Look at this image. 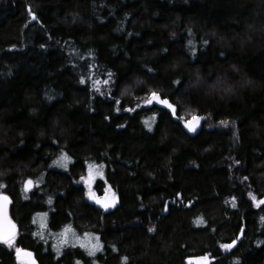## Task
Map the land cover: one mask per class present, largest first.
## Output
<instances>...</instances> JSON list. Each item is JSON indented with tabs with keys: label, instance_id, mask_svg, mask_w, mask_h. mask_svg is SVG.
<instances>
[{
	"label": "trees",
	"instance_id": "16d2710c",
	"mask_svg": "<svg viewBox=\"0 0 264 264\" xmlns=\"http://www.w3.org/2000/svg\"><path fill=\"white\" fill-rule=\"evenodd\" d=\"M0 193V264H264V0H0Z\"/></svg>",
	"mask_w": 264,
	"mask_h": 264
},
{
	"label": "snow or ice",
	"instance_id": "6c2138e0",
	"mask_svg": "<svg viewBox=\"0 0 264 264\" xmlns=\"http://www.w3.org/2000/svg\"><path fill=\"white\" fill-rule=\"evenodd\" d=\"M33 19H35V14L33 13ZM208 41L205 40L203 41V44L204 45H208ZM188 44L189 45H192V41L189 40L188 41ZM192 51L193 53H195V48H192ZM112 74L109 73V77L111 78ZM109 81L108 80H105L104 83L107 84ZM81 83H84V79L83 77L81 78ZM173 84L175 85H181L182 81L180 79H177L175 81L172 82ZM222 84V82L218 81L217 84H214V85H211L210 86V89L211 90H215L218 86H220ZM202 86V78L199 77L198 75V78L196 79V81H194L190 87L192 88H200ZM226 92H230L232 91V88L229 86L227 88L224 89ZM117 104L120 103L119 100L115 101ZM153 102L163 106L164 109H167V110H170V115L171 117H174L177 121H182L183 122V126L189 131V132H196L197 131V128L200 127V124H201V121L203 119H205V117L201 116V115H198L196 113H193L191 115L190 118L188 119H185L183 116H179L177 115V104L176 103H173L167 95H164L162 97L161 93L157 92V91H152L151 93H149V99L146 101L147 104H153ZM119 110V109H118ZM128 111H134L135 109H132V108H129L127 109ZM221 124H227L228 122L227 121H221L220 122ZM146 125L147 127L149 128V130L152 129V124L151 123H148L146 121ZM66 155V154H65ZM54 163H61L60 161H56ZM235 163L239 164L240 161L237 160L235 161ZM61 166H64L62 163H61ZM81 180H85L86 183L91 184V181L93 179L92 175H91V170H90V173H89V176L87 178L85 177H81L80 178ZM247 179V178H245ZM33 185V181L31 179L27 180L25 182V188H28L29 186H32ZM179 195V194H177ZM250 196H252V193H249ZM88 196L90 199L92 200H95L96 203L98 204H101L105 209L109 208V207H112L115 205L116 203V197H115V193L113 192L112 193V198L111 200H109L107 197H104V198H100V197H97L93 192H89L88 193ZM253 200H256V197L253 196L252 197ZM233 199H235L233 197ZM9 202V197L3 193H0V214H3L4 216V219L6 221V224L8 225V230L5 231V233H3L2 235H0V240H3L4 243L8 244L9 246H11L13 244V239H14V236H15V224L12 223L11 220H8L7 219V214H6V209L4 207V205H6L7 203ZM257 204H264V199H260L257 201ZM235 206V205H233ZM154 229H149V231H153ZM236 244V241L233 240L231 242V244H224L222 245V247H224L225 249H229L231 247H233L234 245ZM95 247V246H94ZM17 253H24L26 256H29L31 257V253L30 252H25V250L23 249H17ZM92 255L95 254V252L93 251L91 253ZM125 260H127L128 258L125 257L124 258ZM203 261H204V264H208V260H207V257H202L201 258Z\"/></svg>",
	"mask_w": 264,
	"mask_h": 264
},
{
	"label": "rangeland",
	"instance_id": "374dc122",
	"mask_svg": "<svg viewBox=\"0 0 264 264\" xmlns=\"http://www.w3.org/2000/svg\"><path fill=\"white\" fill-rule=\"evenodd\" d=\"M216 84H217V83H216ZM211 85H212V84H208L207 87L210 89V86H211ZM216 89L220 90V88H216ZM148 99H149V96H143V97H141L140 99H138L137 101H134V102L132 103V107L136 108V107L149 106V105H151V104H147V103H146V101H147ZM184 115H185V112H184ZM201 116H202V115H201ZM90 170H91V175H92V177H93L90 186H89L88 183H86L85 180H82V182H83L84 185H85V188H86V191H87V197H88V198H89L88 193H89L90 191L93 192V191H92V184H93V182H94V179H96V178H97V175L99 174V172L97 171L96 168H94V167H93V168L90 167V168L87 169L86 173L84 174V177H85V178H87V177L89 176ZM26 180H28V179H26ZM26 180H25V181H26ZM93 193H94V192H93ZM104 197H107L109 200H111V198H112V193H110V192H106V194H105L102 198H104ZM260 199H264V197H263V198H260ZM260 199H258V200H260ZM89 200L92 201V202H94V203H96L95 200H92V199H90V198H89ZM258 200H257V201H258ZM257 201L255 202V204H257ZM96 204H98V203H96ZM98 205L102 206L101 204H98ZM257 205H258V204H257ZM102 207H103V206H102ZM64 233H65V232H64ZM82 236H83L82 234L79 235L80 238H81ZM65 237H66V234H65ZM65 237H64V238H65ZM62 239H63V238H62ZM66 239H67V238H66ZM81 239H83V237H82ZM87 239H88V238H87ZM91 244H94V242H91ZM91 244H86L85 242H83V244H81V242H80V245H81V246L86 247V245H87V246L89 245L88 247H86L87 249H88V248L94 249V247H91V246H90ZM222 245H223V244L220 245V248H221L222 250H226L224 247H222ZM18 248H19V247H14V252H17V249H18ZM19 249H21V248H19ZM23 250H24V249H23ZM25 252H28V251L25 250ZM16 260H17V264H37L36 260L33 258L32 255H31V257H29V256H26L24 253H21L20 256L17 255V256H16Z\"/></svg>",
	"mask_w": 264,
	"mask_h": 264
},
{
	"label": "water",
	"instance_id": "95a60500",
	"mask_svg": "<svg viewBox=\"0 0 264 264\" xmlns=\"http://www.w3.org/2000/svg\"><path fill=\"white\" fill-rule=\"evenodd\" d=\"M163 107V106H162ZM167 110V109H166ZM167 111H169L170 112V110H167ZM202 122V121H201ZM201 125V124H200ZM200 127H198L197 128V130L199 129ZM29 180V179H28ZM27 181V180H26ZM25 181V182H26ZM25 182H24V187H25ZM28 188H30V186L28 187ZM28 188H26V189H28ZM4 207H5V209H6V214H7V219L8 220H11L12 221V219L10 218V215H9V202L6 204V205H4ZM13 223V222H12ZM14 224V223H13ZM8 230V225L6 224V221H5V219H4V216H3V214H0V235H2L3 233H5V231H7ZM0 241H3V240H0ZM16 255H21V253H17L16 252Z\"/></svg>",
	"mask_w": 264,
	"mask_h": 264
},
{
	"label": "flooded vegetation",
	"instance_id": "af4514ba",
	"mask_svg": "<svg viewBox=\"0 0 264 264\" xmlns=\"http://www.w3.org/2000/svg\"><path fill=\"white\" fill-rule=\"evenodd\" d=\"M104 189H108V186L106 187V188H104ZM108 191H109V189H108ZM107 191V192H108ZM111 193V192H110ZM104 195L102 194L101 196H100V198H102ZM98 197V196H97Z\"/></svg>",
	"mask_w": 264,
	"mask_h": 264
}]
</instances>
